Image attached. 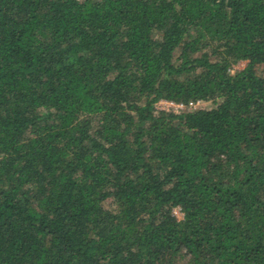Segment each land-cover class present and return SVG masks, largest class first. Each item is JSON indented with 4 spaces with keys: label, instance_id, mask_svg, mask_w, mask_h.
Wrapping results in <instances>:
<instances>
[{
    "label": "trees",
    "instance_id": "trees-1",
    "mask_svg": "<svg viewBox=\"0 0 264 264\" xmlns=\"http://www.w3.org/2000/svg\"><path fill=\"white\" fill-rule=\"evenodd\" d=\"M0 264H264V0H0Z\"/></svg>",
    "mask_w": 264,
    "mask_h": 264
},
{
    "label": "built area",
    "instance_id": "built-area-1",
    "mask_svg": "<svg viewBox=\"0 0 264 264\" xmlns=\"http://www.w3.org/2000/svg\"><path fill=\"white\" fill-rule=\"evenodd\" d=\"M203 102V100H191L186 103L181 101H175L172 99L161 98L155 103V110L156 112H173L176 114H180L185 111H193L197 109ZM174 214L177 216L178 219L179 217L182 218L183 211L181 207H175ZM179 214L181 215L179 216Z\"/></svg>",
    "mask_w": 264,
    "mask_h": 264
},
{
    "label": "rangeland",
    "instance_id": "rangeland-1",
    "mask_svg": "<svg viewBox=\"0 0 264 264\" xmlns=\"http://www.w3.org/2000/svg\"><path fill=\"white\" fill-rule=\"evenodd\" d=\"M246 64H247V61H242V62H240L239 64H237L235 67L237 68V69H243L245 66H246ZM234 72V71H233ZM211 106V102H203V103H201V105L199 106V107H206V108H209ZM174 210H175V208H174ZM181 214H179V216H180ZM183 217H184V212H183ZM183 217L181 218V217H179V219H183Z\"/></svg>",
    "mask_w": 264,
    "mask_h": 264
}]
</instances>
